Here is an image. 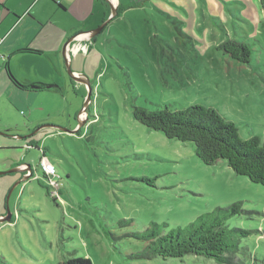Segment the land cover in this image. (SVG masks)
Returning a JSON list of instances; mask_svg holds the SVG:
<instances>
[{"label": "rangeland", "instance_id": "374dc122", "mask_svg": "<svg viewBox=\"0 0 264 264\" xmlns=\"http://www.w3.org/2000/svg\"><path fill=\"white\" fill-rule=\"evenodd\" d=\"M126 2L123 15L90 42L82 73L90 91L69 77L72 83L61 95L70 105L64 110L56 103L44 111L60 127L82 124L76 131L51 129V137H36L61 177L50 181L36 171L12 190L11 220L0 222V264H60L72 257H88L92 264H218L193 254L139 257L145 241L135 234L153 222L167 233L236 201L243 212L227 223L250 233L230 264H264V186L235 174L224 160L205 165L192 142L167 139L132 115L133 106L202 105L235 123L241 138L255 135L264 143L259 0ZM227 38L249 45L248 62L219 49ZM89 94L86 110L77 116ZM40 155L33 149L18 161L35 166ZM22 172L0 176V216L6 214L7 186Z\"/></svg>", "mask_w": 264, "mask_h": 264}, {"label": "crops", "instance_id": "0c3cea01", "mask_svg": "<svg viewBox=\"0 0 264 264\" xmlns=\"http://www.w3.org/2000/svg\"><path fill=\"white\" fill-rule=\"evenodd\" d=\"M104 1L105 6L103 0H0V170L17 167L22 163L19 158L38 150L40 133L47 132L48 138L54 134L51 129L72 132L53 127L60 121L48 118L44 111L56 103L67 109V96L61 95L72 83L67 65L73 74L85 72L90 42L96 41L90 31L111 14V8L116 12L119 8L117 13L123 15L128 7L126 0ZM70 36L74 38L64 57L62 47ZM85 80L78 81L80 88L87 85ZM40 83L51 87H38ZM26 144L32 145L26 148ZM3 153L12 155L4 157Z\"/></svg>", "mask_w": 264, "mask_h": 264}, {"label": "trees", "instance_id": "16d2710c", "mask_svg": "<svg viewBox=\"0 0 264 264\" xmlns=\"http://www.w3.org/2000/svg\"><path fill=\"white\" fill-rule=\"evenodd\" d=\"M259 3L264 16V0H259ZM219 49L232 59L244 63L248 62L252 53L246 42L229 38L219 45ZM45 86L47 85L38 84L41 88ZM132 115L145 127L160 131L167 139L192 142L196 156L205 165L224 160L235 174L264 186V143L255 135L247 139L241 138L235 123L225 121L215 109L196 104L180 110H170L167 107L150 110L133 106ZM242 212L241 201L216 206L185 227H177L167 233H163V226L153 222L142 233L135 234L145 241L138 256L146 259L161 257L165 260L193 254L212 259L218 264H230L231 258L241 249V238L246 237L250 231L230 227L227 221ZM60 264L92 262L88 257H72Z\"/></svg>", "mask_w": 264, "mask_h": 264}, {"label": "water", "instance_id": "95a60500", "mask_svg": "<svg viewBox=\"0 0 264 264\" xmlns=\"http://www.w3.org/2000/svg\"><path fill=\"white\" fill-rule=\"evenodd\" d=\"M111 14H110V17H109V19H107V20H105L103 23H101L100 25H98L96 28H94V29H92L91 31H90V33H91V35L93 36V35H97L98 33H100L101 31H102V29L104 28V26L112 19V17H114V16H116V10L113 8H111ZM73 38H74V36H70L66 41H65V43L63 44V47H62V54H63V56L65 57V52H66V50H67V46L71 43V41L73 40ZM66 65H67V63H66ZM67 73H68V75H69V77L71 78V79H75V80H77V81H81V80H85V76L84 75H82V74H79V75H77V74H73V72L71 71V69H70V66H68L67 65ZM86 81V83H87V85H88V88H89V91H90V89H91V87H90V84H89V82H88V80L86 79L85 80ZM46 87H51V85H47ZM86 100H85V103H84V106L81 108V110H80V113L82 112V111H85L86 110V107H87V105H88V102H89V100H90V94L87 96V98H85ZM78 119H79V117H78ZM81 124H82V122H80L79 123V125H78V127L79 126H81ZM44 125H46V126H53L52 124H44ZM43 125V126H44ZM53 127H55V128H58V129H63L62 127H60V126H53ZM70 131H76V129L75 130H70ZM1 133V132H0ZM2 133H4V132H2ZM15 137V136H14ZM16 137H19V138H22L23 136H16ZM22 170H26L27 171V174L26 175H23V176H21V178L20 179H18V180H16V182H13V185H11V188L9 189V191H8V194H7V196H6V198H5V210H6V214H4V215H2V216H0V222H3V221H9V220H11V212H10V208H9V198H10V194H11V192H12V190L21 182V181H23V180H25V179H27L28 177H30L32 174H33V172H34V168H33V165L30 163V162H27V163H25V167L24 168H22V166H17V167H13V168H9V169H7V170H0V176H2V175H5V174H9V173H12V172H16V171H22Z\"/></svg>", "mask_w": 264, "mask_h": 264}, {"label": "built area", "instance_id": "2783aa9c", "mask_svg": "<svg viewBox=\"0 0 264 264\" xmlns=\"http://www.w3.org/2000/svg\"><path fill=\"white\" fill-rule=\"evenodd\" d=\"M40 168H41L43 173L47 174L48 176L50 175L49 176L50 177L49 180L54 175H55L54 177L58 176V173L56 171L55 165L52 162L48 161V160H42L41 163H40Z\"/></svg>", "mask_w": 264, "mask_h": 264}, {"label": "flooded vegetation", "instance_id": "af4514ba", "mask_svg": "<svg viewBox=\"0 0 264 264\" xmlns=\"http://www.w3.org/2000/svg\"><path fill=\"white\" fill-rule=\"evenodd\" d=\"M26 145H28V144H26ZM26 148H29V145L28 146H25ZM39 149H38V151H40L41 152V155H40V157H39V159H38V162H37V164L35 165V166H33V168H34V172H36V171H39V173H41L42 174V176L43 177H45L44 176V173L42 172V170H41V168H40V163H41V161L42 160H45L46 158H45V155H44V149L43 148H40V146H37ZM39 164V165H38ZM18 166H22V168H24L25 167V163H20ZM40 169H39V168ZM34 172H33V174H34ZM23 174H27V171L26 170H23V172L21 173V176H23ZM32 174V175H33ZM31 175V176H32ZM21 176L20 177H18V178H16L15 180H17V179H20L21 178ZM15 180H13V182H15ZM13 182H12V184H13ZM11 184V185H12Z\"/></svg>", "mask_w": 264, "mask_h": 264}]
</instances>
